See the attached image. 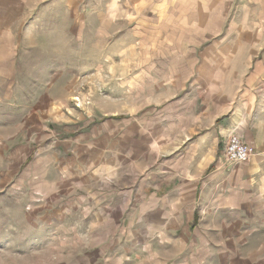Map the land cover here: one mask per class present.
Returning <instances> with one entry per match:
<instances>
[{"label": "rangeland", "instance_id": "374dc122", "mask_svg": "<svg viewBox=\"0 0 264 264\" xmlns=\"http://www.w3.org/2000/svg\"><path fill=\"white\" fill-rule=\"evenodd\" d=\"M32 12L0 64V264H145L162 230H183L155 186L216 167L224 61L264 57V0Z\"/></svg>", "mask_w": 264, "mask_h": 264}, {"label": "crops", "instance_id": "0c3cea01", "mask_svg": "<svg viewBox=\"0 0 264 264\" xmlns=\"http://www.w3.org/2000/svg\"><path fill=\"white\" fill-rule=\"evenodd\" d=\"M41 1L48 0H0V64L11 65L17 48L6 33L19 32L16 19L25 10L35 15ZM240 44L235 43L245 47ZM242 51L224 61L232 82L224 95L227 114L218 132L216 167L181 171V184L163 179L155 186L163 206L178 209L183 230H162L160 250L145 264H264V57L249 59ZM2 70L7 77L8 68ZM231 134L254 149L248 162L224 161L222 150ZM111 163L107 171L115 174Z\"/></svg>", "mask_w": 264, "mask_h": 264}, {"label": "built area", "instance_id": "2783aa9c", "mask_svg": "<svg viewBox=\"0 0 264 264\" xmlns=\"http://www.w3.org/2000/svg\"><path fill=\"white\" fill-rule=\"evenodd\" d=\"M254 149L245 144L238 136L231 134L227 137L222 150L225 162L243 164L254 155Z\"/></svg>", "mask_w": 264, "mask_h": 264}]
</instances>
